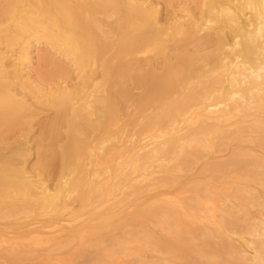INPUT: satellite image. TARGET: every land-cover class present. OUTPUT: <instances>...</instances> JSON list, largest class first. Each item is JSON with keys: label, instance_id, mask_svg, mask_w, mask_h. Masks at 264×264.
Segmentation results:
<instances>
[{"label": "bare ground", "instance_id": "6f19581e", "mask_svg": "<svg viewBox=\"0 0 264 264\" xmlns=\"http://www.w3.org/2000/svg\"><path fill=\"white\" fill-rule=\"evenodd\" d=\"M160 2L0 0V264H182L186 246L201 264H264V0H201L165 22ZM41 40L78 86L52 79L48 53L47 74L28 70ZM127 80L145 98L119 127ZM26 91L56 111L35 165Z\"/></svg>", "mask_w": 264, "mask_h": 264}, {"label": "rangeland", "instance_id": "374dc122", "mask_svg": "<svg viewBox=\"0 0 264 264\" xmlns=\"http://www.w3.org/2000/svg\"><path fill=\"white\" fill-rule=\"evenodd\" d=\"M151 1V0H150ZM173 1V4H171V5H169V9L167 10L166 9V6H164L165 4L163 3V2H160L161 4H160V7H157V9H159V11H158V14H160L161 13V15H158L159 16V18H160V20L162 21V22H165L167 19H168V16H173V15H175V12H176V10H178V7L179 6H184V7H186V8H188V9H190L191 11H193V12H196V8L199 6V3H200V1L201 0H172ZM164 5H163V4ZM154 5V4H153ZM152 6V5H151ZM163 8V9H162ZM162 11H161V10ZM166 9V10H165ZM169 11H170V13H169ZM166 15H165V14ZM182 13V12H181ZM167 14H169V15H167ZM164 15H165V18H164ZM166 16H167V18H166ZM170 39H172V37H170ZM169 39V41L166 43V46L167 45H169V43H170V45H169V48H168V46L166 47V52H168V53H170V52H174L175 51V49H176V46H175V44L176 43H180V42H182V40H176V41H172V43L170 42L171 40ZM179 39V38H178ZM184 40H188L189 41V39H184ZM191 40V39H190ZM175 43V44H174ZM183 44V43H182ZM36 45V44H35ZM181 45V44H180ZM179 44L177 45V46H180ZM37 47L36 48H38V49H36V53L34 52L33 53V55H36L35 56V59H34V61L32 60L31 61V63H30V65H29V67H28V70H30L31 69V71H32V73H33V76L35 77V76H37L38 74L39 75H45V74H47V73H45V71H44V69H42V64H41V61L40 62H38V60L36 59V57L38 56V54L39 53H41V55L44 53V55H47V53H48V57L50 58V56H51V58H50V60H51V66L48 68H46V69H50V70H52L51 72H53V71H55V73H54V76L52 77V79H54V80H57L59 77L62 79H66L67 81H68V84H70L69 86H78V83H81V77L83 76V75H79V74H83L81 71H80V69H78L77 67V65L74 63V61L72 62V60H70V58L68 57H66L65 55H63L62 53H57L58 51H56L57 49L55 48V49H53L54 47L52 46V45H50L49 44V42H47V41H45V40H41L40 42H37V45H36ZM171 46V47H170ZM16 47V46H15ZM52 47V48H51ZM168 48V49H167ZM173 48V49H172ZM175 48V49H174ZM17 49V48H16ZM55 50V51H54ZM169 50V51H168ZM171 50V51H170ZM16 51V50H15ZM50 53V54H49ZM64 56V57H63ZM66 57V58H65ZM163 57H159V61L160 60H162V61H160V62H163V59H162ZM39 59V58H38ZM48 63V62H47ZM57 65V66H56ZM44 66V65H43ZM77 66V67H76ZM60 67H62V68H60ZM100 69V68H99ZM42 70V71H41ZM49 70V71H50ZM101 70V69H100ZM139 71H141L140 73L141 74H143L142 72H145V73H147V71H148V68L146 69V68H140L139 69ZM158 71V70H157ZM61 72V73H60ZM80 72V73H79ZM26 72L24 71V75H26L27 76V74H25ZM58 76V77H57ZM26 78V80H29V78L28 77H25ZM51 78L49 79H47V80H52ZM127 84H125L124 83V85L123 86H128V87H131L132 88V86H133V88H135V89H131V91H130V89L128 88V87H126V88H128L129 89V91H130V93L132 94V97L130 98V99H124V103L126 104V105H124V104H122V105H124V106H122V111H121V119L119 120V127H121V126H123V125H125L126 123H128L129 121H130V116H131V112H133V113H136V115L138 116V114H137V112H136V108L135 107H137V103L140 101V100H142L143 98H145V97H142L143 96V94H142V96H141V94H139V92L140 93H144V91H142V90H140V89H142V87L140 86V84L137 86V84L136 85H134V82H132L131 83V80H127ZM129 82H130V84H129ZM53 83H51V85H52ZM46 85H48V86H50V82H48V83H46ZM55 85V84H54ZM75 86V87H76ZM109 86V83H107L106 84V86L105 87H108ZM16 88H14V89H16L15 91H19V89H17L18 87L17 86H15ZM139 88V89H138ZM137 89V90H136ZM140 90V91H139ZM135 91V92H134ZM137 91V92H136ZM142 91V92H141ZM24 93V92H23ZM30 94H31V100H30V97H28V96H30V95H28V93H27V91H26V95H25V97L23 98V100L28 104L27 106L28 107H30V109L31 110H34L37 114H38V112H39V114L37 115H35L36 116V118H35V116L33 117V120H32V127L30 128V130H29V134L25 137V136H23L22 134L23 133H20V134H18V137H20L19 139V141L20 142H23V144L21 143V147H30V150H28V155H27V163H29V165H35V164H37V163H42L43 162V159H42V157H41V159H40V157H37L38 155H37V151H38V144L36 143V141H39L38 143H39V145H40V147L42 146V145H44V144H42L41 143V141L43 140V134L45 135V131H43V128H41V125H40V123H42V124H45L46 122H49V120H52L56 115V111H55V109L52 111V110H50V109H53V108H55V107H53V106H51V102L50 101H48L47 99H48V96L49 95H39V94H33V93H31L30 92ZM135 94V95H134ZM136 94H139V96H141V97H139L138 95H136ZM21 96V95H20ZM37 96V97H36ZM38 96H41L40 98H38ZM139 97V100H137V98ZM28 98H29V101H28ZM34 98H36V100H34ZM40 100V101H39ZM133 100V101H132ZM35 101V102H34ZM39 103H38V102ZM43 102V103H46V107L47 108H45L42 104L43 103H40V102ZM125 101H127V102H125ZM137 103H136V102ZM30 102V103H29ZM32 103V104H31ZM34 103V104H33ZM36 103H38V104H36ZM48 103H49V105H48ZM129 105H128V104ZM134 103V104H133ZM31 104V105H30ZM39 104H41V106L39 105ZM49 106V108H48V106ZM127 105H128V107H129V109H128V107H127ZM132 105H134L135 107H133ZM39 106V107H38ZM126 106V108H127V110H126V108H124ZM34 108V109H33ZM41 110H40V109ZM27 110V112H30L31 110ZM47 109V110H46ZM131 109V110H130ZM42 111V112H41ZM41 112V113H40ZM126 112V113H125ZM129 112V113H128ZM41 114V115H40ZM54 114V115H53ZM139 114H141V113H139ZM125 115V116H124ZM127 115V116H126ZM125 118V119H124ZM129 118V119H128ZM127 119V120H126ZM35 122H37V123H35ZM40 122V123H39ZM44 122V123H43ZM126 122V123H125ZM123 124V125H122ZM35 127H37V128H35ZM114 128H116V126L114 127ZM37 129V130H36ZM41 129V130H40ZM62 130H64V128H62ZM26 131V130H25ZM43 136V137H42ZM107 136V135H106ZM22 138V139H21ZM29 138V139H28ZM32 138V139H31ZM34 138V139H33ZM39 138V139H38ZM41 138V139H40ZM124 138H125V136L123 137V139L122 140H124ZM21 140H23V141H21ZM32 140V141H31ZM36 140V141H35ZM27 141H29V142H27ZM43 142V141H42ZM31 143V144H30ZM34 145H33V144ZM42 144V145H41ZM30 145V146H29ZM62 145V141L60 142V143H58V146L60 147ZM32 146V147H31ZM98 146H100V145H98ZM35 148V152H34V148ZM31 148H32V150H31ZM42 148V147H41ZM40 148V149H41ZM32 152V153H31ZM96 159V157L94 158H92L91 159V161H93V160H95ZM37 160V161H36ZM57 162V161H56ZM59 162V161H58ZM140 221H143L144 219H142V218H140L139 219ZM2 225V226H1ZM4 226V224H3V222H1L0 221V227H3ZM149 227H151V229H152V231H153V233H155L156 235H158L159 233H164V231L163 230H161L159 227H155V226H149ZM148 227V228H149ZM150 229V230H151ZM113 246V247H112ZM117 246V245H116ZM173 246L174 247H177L178 245L177 244H173ZM79 247V249L80 248H82L81 246H78ZM77 247V248H78ZM91 247H93L92 249H95L94 248V246H91ZM109 247H111V248H114L115 246L114 245H111V246H107V248H109ZM179 247V246H178ZM26 248H29V247H26ZM32 249H34L35 250V248H36V250H37V248H38V245H34V246H32L31 247ZM117 248L119 249V246H117ZM78 249V250H79ZM87 249V248H86ZM91 248L89 247V249H88V251H91L90 250ZM184 249H186V251H185V254H183V256L181 255V257H183V258H186V260L187 261H185V260H179V262L180 263H182V264H185V263H187V264H192L193 262H196L195 264H201V262H198V261H196L195 259H196V254L194 253V251L192 250V249H189V246H186V247H184ZM38 250H40V247L38 248ZM28 251V250H27ZM26 251V252H27ZM84 252H87V251H84ZM65 253V255L64 256H62V258H60L62 261H63V259H65V258H63V257H66L67 256V254H66V252H64ZM64 253H61V254H64ZM25 254H27L28 255V253H25ZM70 253H68V255H69ZM59 256H60V254H59ZM186 256V257H185ZM29 257V256H28ZM28 257H26V258H24L23 260H24V263H23V260H21V264H44V263H40L41 261L40 260H38V259H33L32 258V256H30L31 258L29 259ZM56 257H58V255L56 256ZM77 257V256H76ZM90 257L92 258L93 256L92 255H90ZM189 257H190V259H189ZM26 259V260H25ZM29 259V260H28ZM76 259V258H75ZM149 259H151L150 261H148L146 264H174L175 262L177 263V260L178 259H172L173 261H175V262H172L171 260L170 261H160V260H157L156 258H149ZM77 260H79V259H77ZM94 261H96V259H93L92 260V263H94ZM185 261V262H184ZM38 262V263H37ZM165 262V263H164ZM96 263V262H95ZM47 264V263H46Z\"/></svg>", "mask_w": 264, "mask_h": 264}]
</instances>
